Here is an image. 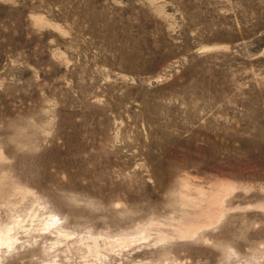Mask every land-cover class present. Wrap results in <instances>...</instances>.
Listing matches in <instances>:
<instances>
[{"label":"rangeland","instance_id":"1","mask_svg":"<svg viewBox=\"0 0 264 264\" xmlns=\"http://www.w3.org/2000/svg\"><path fill=\"white\" fill-rule=\"evenodd\" d=\"M0 264H264V0H0Z\"/></svg>","mask_w":264,"mask_h":264}]
</instances>
